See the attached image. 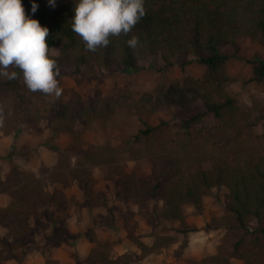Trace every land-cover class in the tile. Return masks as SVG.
<instances>
[{"label": "trees", "instance_id": "16d2710c", "mask_svg": "<svg viewBox=\"0 0 264 264\" xmlns=\"http://www.w3.org/2000/svg\"><path fill=\"white\" fill-rule=\"evenodd\" d=\"M22 3L26 14L30 13L31 0ZM36 3L39 7L32 18L49 28L47 43L50 52L56 51L52 58L59 69L89 65L126 72L137 69L147 57H159L157 70L162 71L183 68L188 57L194 56L204 70L200 78L184 77L167 88L159 85L154 93L124 105L116 101L89 104L76 97L70 103H49V94L39 90L19 94V99L42 109L41 115L38 111L29 117L35 124L46 119L50 132L67 133L76 145L81 143L80 133L74 130L78 123L89 126L99 122L106 130L107 123L119 116L150 115L164 106L177 109L175 123L182 134L162 140L156 138L157 127L145 125L127 134L118 145L108 140L88 146L74 161L60 152L54 166L40 176L21 172L14 165L4 176L0 171V195L8 197L7 204L0 206V227L5 230L1 242L12 261H23L35 237L36 221L43 214L63 210L67 203L64 190L72 184L79 188L86 207L105 204L90 193L96 167L115 169L117 197L131 199L139 207L145 200L160 201L163 208L158 220L181 224L173 236H159L155 229L150 246L135 240L142 257L196 231L185 224L183 206L192 205L200 212L203 198L212 188L227 190L221 199L225 212L213 220L215 227L246 229L252 220L264 224V131L261 149L243 135L264 122V103L254 101L247 108L237 105L227 92L232 80L226 69L230 55L221 51L241 38L257 41L263 56L249 60L251 72L245 82L264 84V0H144V15L132 29L127 34L110 35L108 46L94 52L86 50L82 38L72 31L76 0H56L55 7L47 0ZM133 36L138 38L135 48L127 43ZM7 71L18 76L11 80L0 76V87L18 91L24 83L22 71L13 65ZM31 96H36L37 102L32 103ZM194 102H200L204 113L215 121L212 127L196 129L204 113H191ZM127 159L135 162L133 169L126 168ZM142 165L151 169L150 175ZM92 252L89 259L96 264H137L142 258L133 252L112 258L104 244Z\"/></svg>", "mask_w": 264, "mask_h": 264}, {"label": "rangeland", "instance_id": "374dc122", "mask_svg": "<svg viewBox=\"0 0 264 264\" xmlns=\"http://www.w3.org/2000/svg\"><path fill=\"white\" fill-rule=\"evenodd\" d=\"M221 51L230 55L226 69L232 80L227 92L237 105L247 108L254 101L264 103V84L245 82L251 72L249 60L263 56L262 46L257 41L241 38L234 46L223 47ZM51 53L56 54V51ZM188 60L183 68L173 66L162 71L157 70L161 62L159 57H147L138 63L137 69L126 72L89 65H63L56 77L61 93L59 96L49 94V103H70L76 97L89 104L116 101L124 105L125 101L128 103L145 93H154L159 85L167 88L184 77L200 78L203 66L195 61L194 56H189ZM29 90L25 83L18 91L0 87V133L9 137L14 135L13 140L6 139L5 142L0 137L2 175L14 165L21 172L30 171L40 176L54 166L60 152L67 153L74 161L88 146L108 140L112 145H118L127 134H133L145 125L157 127L156 138L162 140L171 139L174 133L182 134L175 123L177 109L164 106L150 115L119 116L107 123L106 130L99 122L89 126L78 123L74 130L80 133L81 143L76 145L69 134L50 132L46 119L41 118L35 124L29 118L38 111L39 115L42 114L40 107L33 108L26 99L18 98L19 94ZM31 98L32 103L37 102L36 96ZM191 113H204L202 104L194 102ZM214 124L212 117L204 113L196 129L210 128ZM4 130H9V133ZM263 131L264 122L245 130L243 135L261 149L260 135ZM124 163L129 170L135 166V162L129 159ZM142 166L144 173L150 175L151 169ZM92 176L94 183L90 193L97 195L100 202L104 200L105 204L86 207L79 188L72 184L64 190L67 203L63 210L52 211L50 216L42 213L36 221L34 240L29 243V251L20 264H96L89 257L93 255L92 250L101 244L112 258L131 252L140 257L142 254L135 240L150 246L155 241V229L159 236H173L181 227L178 222L158 220L163 208L160 201L145 200L139 207L131 199L117 197L114 182L118 174L112 166L96 167ZM226 193L224 187L212 188L203 198L200 212L192 205L183 206L185 224L196 228V231L182 235L180 240L147 256H141L137 264H264V224L252 220L246 229L231 230L214 226L213 220L225 212L221 199ZM7 201V196L0 195V206ZM4 234V228L0 227V263L8 259L5 264H18L12 261L9 250L2 248Z\"/></svg>", "mask_w": 264, "mask_h": 264}, {"label": "clouds", "instance_id": "9594fccd", "mask_svg": "<svg viewBox=\"0 0 264 264\" xmlns=\"http://www.w3.org/2000/svg\"><path fill=\"white\" fill-rule=\"evenodd\" d=\"M47 3L56 6V0ZM143 5L144 0H76L72 31L82 38L86 50L94 52L108 46L110 35L127 34L144 15ZM38 7L31 0L26 14L22 0H0V76L16 79L17 72L7 71L13 65L22 71L30 90L59 96L60 70L47 43L49 28L32 18ZM127 43L135 48L138 38L133 36Z\"/></svg>", "mask_w": 264, "mask_h": 264}, {"label": "crops", "instance_id": "0c3cea01", "mask_svg": "<svg viewBox=\"0 0 264 264\" xmlns=\"http://www.w3.org/2000/svg\"><path fill=\"white\" fill-rule=\"evenodd\" d=\"M0 137L2 138L3 137V139H1V141H3V142H5V141H7L6 139H8V141L10 140H13L14 139V135H10V137L9 136H2V133H0ZM2 176H4V175H2ZM7 203H5L4 205H1V206H5Z\"/></svg>", "mask_w": 264, "mask_h": 264}]
</instances>
